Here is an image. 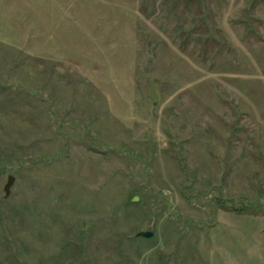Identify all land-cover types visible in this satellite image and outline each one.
I'll return each instance as SVG.
<instances>
[{
  "label": "rangeland",
  "instance_id": "obj_1",
  "mask_svg": "<svg viewBox=\"0 0 264 264\" xmlns=\"http://www.w3.org/2000/svg\"><path fill=\"white\" fill-rule=\"evenodd\" d=\"M0 264H264V0H0Z\"/></svg>",
  "mask_w": 264,
  "mask_h": 264
},
{
  "label": "water",
  "instance_id": "obj_2",
  "mask_svg": "<svg viewBox=\"0 0 264 264\" xmlns=\"http://www.w3.org/2000/svg\"><path fill=\"white\" fill-rule=\"evenodd\" d=\"M149 87H150V101L157 102L159 100V95L157 91V85L154 80L149 81ZM14 182H15V178L13 176H10L8 183L5 187V199H8L10 197ZM154 236H155L154 232H141L138 234V237L148 240L154 238Z\"/></svg>",
  "mask_w": 264,
  "mask_h": 264
}]
</instances>
